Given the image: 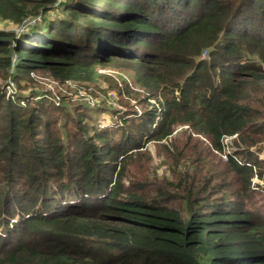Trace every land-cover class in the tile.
Listing matches in <instances>:
<instances>
[{"label":"trees","instance_id":"trees-1","mask_svg":"<svg viewBox=\"0 0 264 264\" xmlns=\"http://www.w3.org/2000/svg\"><path fill=\"white\" fill-rule=\"evenodd\" d=\"M102 68L145 106L23 91ZM0 79V264H264V0H0Z\"/></svg>","mask_w":264,"mask_h":264},{"label":"rangeland","instance_id":"rangeland-1","mask_svg":"<svg viewBox=\"0 0 264 264\" xmlns=\"http://www.w3.org/2000/svg\"><path fill=\"white\" fill-rule=\"evenodd\" d=\"M39 20L40 17H37ZM101 76L97 80L85 81L77 83L74 80H66L64 82L58 81L48 75L44 71L33 72L32 83L30 86L23 89L25 92H31L33 90L41 91L46 93L45 95L50 96L54 100L55 104H61L62 102H67L69 110L77 109L80 107L86 112L98 113L99 121H108L110 118L115 119L116 109L140 110L145 106L146 102L141 101V98L145 96L144 90L140 88L139 85H136L132 81H128L130 88L124 87L123 91H118V86H124L123 79L130 77V74L127 77L125 73L118 69L113 68H102L100 69ZM129 80V79H128ZM2 81V79H0ZM23 83H25L23 81ZM83 83V85H82ZM15 83H11L9 89H14ZM40 92V93H41ZM151 102H154L155 99H150ZM76 112V111H75ZM110 121V120H109ZM264 121V120H263ZM100 123V122H99ZM189 130L188 125H181L177 127L173 134L184 139ZM170 136V138L173 137ZM205 143L210 144L204 136H200ZM234 136H227L224 138V141L230 143ZM170 138H166L150 141L147 143V149L151 154V164L154 170L159 172H169V159L166 150V147L163 146L169 143ZM208 142V143H207ZM259 147L260 151H257L255 147ZM230 147V146H228ZM252 150L261 158L264 159V139L260 140L258 144L252 146ZM217 152V150H215ZM228 152V151H227ZM220 154L224 160L228 159L225 152L220 151ZM168 162V163H167ZM256 170V168H255ZM261 171V169H257ZM264 177V173H263ZM255 176L253 182L260 184L264 187V178ZM257 190H263V188ZM264 194V192H263ZM259 202H264V195L258 198Z\"/></svg>","mask_w":264,"mask_h":264},{"label":"built area","instance_id":"built-area-1","mask_svg":"<svg viewBox=\"0 0 264 264\" xmlns=\"http://www.w3.org/2000/svg\"><path fill=\"white\" fill-rule=\"evenodd\" d=\"M206 54H207L206 52L203 53L204 56H205ZM228 151H229V150H228ZM227 155H228V153L226 152V156H227ZM227 157H228V156H227Z\"/></svg>","mask_w":264,"mask_h":264}]
</instances>
